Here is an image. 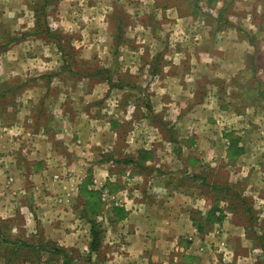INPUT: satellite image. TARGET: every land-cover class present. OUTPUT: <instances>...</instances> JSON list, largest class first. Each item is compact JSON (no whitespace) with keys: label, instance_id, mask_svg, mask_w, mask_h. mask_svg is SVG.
Returning a JSON list of instances; mask_svg holds the SVG:
<instances>
[{"label":"rangeland","instance_id":"obj_1","mask_svg":"<svg viewBox=\"0 0 264 264\" xmlns=\"http://www.w3.org/2000/svg\"><path fill=\"white\" fill-rule=\"evenodd\" d=\"M258 3L257 13L253 7ZM246 14L256 17L254 24ZM94 48L100 57H94ZM199 54L213 57L206 62ZM2 65L9 69L0 71V110L14 107L15 94L31 95L30 103H43L41 110L61 109L71 128L87 125L85 144L93 117H99L106 134L112 135L111 122L118 124L117 138L110 136L114 150L107 149L102 161L117 177V188L129 185L130 179L117 171L126 170L122 161L129 160V150L136 154L138 143L152 151L160 145L167 156L181 154L186 167H196L192 159L197 160L199 179L191 178L193 167L183 170L179 187L206 199L220 221L209 217L204 222L196 207L188 212L175 199V209L190 224L201 225L199 232L190 228L179 235V243H192L189 254L198 261L190 262L264 264V0H0ZM165 77L169 83H162L165 99L159 106L151 103L154 82ZM16 81L21 88L14 89ZM49 82L56 85L43 87ZM110 82L123 88L118 90L122 97L115 98V88L98 85ZM49 118L54 120V114ZM5 121L6 129L17 124L13 115ZM13 132L0 141L8 148L0 149V264H63L65 259L68 264H126L120 246L127 232L113 239L108 233L122 223L108 217L111 202L102 203L96 218L102 238L91 251L86 200L79 194L72 201L54 198L58 188L49 182L51 172L42 181L21 175L12 165L25 158L23 149L34 142ZM228 141L246 152L238 164L223 158ZM96 190L101 200L104 193L109 198L106 189ZM123 214L122 219L129 218ZM147 222L135 214L130 226L146 227ZM142 233L136 241L137 264L147 258L140 253L144 238L152 246V264H184L174 248L166 244L162 249V238Z\"/></svg>","mask_w":264,"mask_h":264},{"label":"crops","instance_id":"obj_2","mask_svg":"<svg viewBox=\"0 0 264 264\" xmlns=\"http://www.w3.org/2000/svg\"><path fill=\"white\" fill-rule=\"evenodd\" d=\"M259 5L260 3L253 7L257 13L260 7ZM246 15H248L247 20H250L252 17L251 24H254L255 22L253 17H256L254 15ZM252 37L253 36L249 37L246 42H248L249 39H252ZM246 42L243 43V46L245 45V47L248 46ZM95 51L96 50L94 48L93 53H97L93 54L94 57H100V54H98L100 52ZM91 54L92 53L90 52V55ZM229 54H231V52H227V55ZM173 55L178 56L176 52H173ZM199 56L203 59L205 58L204 60L206 62L211 61L210 57H213L207 54H199ZM5 60H7V54H5ZM8 69L9 68L0 66V71L3 73H7ZM14 69L17 71V73L19 72V70L15 67ZM158 72L159 70L157 73ZM174 79H176V77ZM158 81L159 80L154 82V88L156 89V92L151 99V103L155 104L161 103V101H159L160 99H165V97L162 98L165 91V87L162 83H169V79L165 77L163 82ZM11 85L12 84L10 83V86ZM37 85L39 84H36V87ZM54 85H56V83L52 84L49 82L45 83L43 87L48 88L53 87ZM98 85L100 89L110 90L115 88L114 90H117V93L114 94L115 98L122 97L120 94H118V90L120 91L123 89L122 87L116 86L112 82H110L109 85L106 83H99ZM20 86V82H17V84H14L13 87L16 89V87H22ZM95 89H98V86H95ZM14 96V107L10 108L6 106L4 108L2 107L3 109L0 110V112H2L4 115V117L0 119V131L3 134L0 136V141L4 142L7 138L10 139L8 132L14 130L17 137L21 138L22 140L24 139L26 141L30 140L34 142L33 145L29 146L25 150L23 149L26 155L24 156L25 158H22L20 162L17 161L15 165H12L19 173H22L21 175L30 174L29 178L38 177V179L42 181L45 177V174L51 172L49 182L51 186L58 188V192L56 193L58 196H55L54 198L60 197L64 198L66 201L70 197L72 201L76 196H78V194L79 197H83L85 199V197L82 195L84 188L88 191H93L97 194L98 200L101 203L100 211L102 210V207H104L102 204L103 202H111L109 203V205H111V210L108 213V217H110L113 221L118 222L113 216V208L121 209L125 213V216L129 218L121 219L120 221L122 223L119 224L118 228L115 231H112V233H108L111 235V239H113L117 232L120 233L124 230L127 232V241L123 246H120V250L123 251V255L127 257V260L126 258L125 260H122L123 263L137 264L138 259L136 258L139 256L135 253L137 248L136 241L141 238L142 235H144L142 232H146L148 235L160 237L164 240V243L162 244L163 250L169 246L174 248V251H178L180 256H182V258L179 260L180 263L196 264L198 260H196L193 254H189L192 249V243L190 245L188 243H179V235H181V233L184 231L188 232L190 228L194 229V231L198 230L199 232L201 230V225L193 223L190 224V219L181 214L178 208L175 209V199L180 198L185 203V206L181 207H185L188 212L196 207V209L201 212L204 222H207V218L209 217L213 218L211 214L214 213L215 215L216 210L213 211L212 207L210 208V206H208L206 199H202V197L197 198L195 194H192L193 191L189 192L192 194L191 195L187 190L180 189L179 184L181 183V172L183 170L186 171L187 169L192 168L193 166L191 163H189V166L187 167L184 166L185 162L181 154H171L167 156V153H164L166 149L164 150L160 145L155 146L154 148L156 149L152 151L148 148H145V144L138 143V146H135L137 148L136 154H134V156L129 155L134 149L131 150V152L129 150L127 152V157L129 160L127 159L124 162L122 161L123 164H126V170L124 171L119 168L120 170L117 171L122 173V176L126 175L131 182L129 181V185L124 186L123 188L122 185L117 188L119 183L116 182L118 180L117 177L113 179L115 174L113 172H109L107 167H103L102 161L105 159V152H107V149L111 150L113 148L112 151L114 150V144L112 142L113 140L110 138V136L117 138L118 135L114 130L116 129V126L118 127V124L111 122V125L113 126V128H110L112 135L109 134V132L106 134L104 132V127H102L101 123H99L101 121L99 117L95 119L93 117L90 119L89 124L92 126L93 131L90 132L89 144H85L84 138H86L89 132V127L87 125L82 124L79 128H71L67 119L68 117L66 118V116H64V114L60 111L61 109L56 113L49 112V110L45 108L44 109L46 111H44L41 110V105L43 103H40L38 107L37 104H33L34 102L30 103L32 102V99H34V97H31V95L24 96L23 94H15ZM96 102L97 100L95 103ZM151 103L149 104L150 107ZM160 105L161 104H159V106ZM44 107L47 106L44 104ZM152 109L154 111L153 115H157L158 111H155L154 108ZM49 113L54 114V120L53 118L47 119V115L49 116ZM173 113H175V111H173ZM12 115L14 116L17 124L15 127L13 126L6 129L5 120L7 118H12ZM175 117H177L176 114ZM81 122L83 123V120ZM51 129H53L54 132H52ZM15 132H13V134ZM107 136L109 137L107 138ZM92 138L93 141L90 142ZM17 140L18 138L15 139V141ZM106 140H108V143L105 142ZM115 140L116 139L114 138V143ZM72 147H74V149H72ZM234 148L236 149L235 152H237V155L229 154V151H231V149L233 150ZM0 149L8 148L6 145H2V143H0ZM162 149L164 151H162ZM222 149L224 152L223 158L228 159V164H238L239 162H236V159L238 158L237 160H239L240 156L242 157L246 153L243 146H238V144L236 146H232L229 141L226 146L222 147ZM17 151L18 150H16V152ZM90 152H92V156ZM141 154H145V156H141ZM91 161L93 163H91ZM192 161L197 166L192 168V174L190 175H192V179L197 180L199 179L198 175L200 166L198 165L196 159H192ZM149 166L153 167L151 168ZM145 170H149V174L146 175L144 173ZM186 173L189 175L188 172ZM183 177H186V175H183ZM9 180L10 182L13 181L12 178H9ZM6 182V187H10L8 186L10 183H8V181ZM97 187H100V189H106L109 198H106V200L102 201L100 199L99 192L96 190ZM34 189L37 190V188ZM74 190L75 194H73ZM31 193L32 192H30L29 197L31 196ZM157 193L162 194L157 197ZM16 194L17 192L12 191V195ZM17 196H19V193ZM33 197L34 194L32 193L31 201H33ZM128 212H131V214H128ZM100 213L102 212H99V214ZM135 214L141 216V218L145 219V221L146 219H149L151 222H147L148 225L146 227H143V225L139 227V224L130 226L131 218H134ZM144 239V243L142 246H140V253L146 255L147 258H141V261L143 264H152L153 258L150 259V254H148L152 249V246L148 239ZM183 257L186 258L183 259ZM188 258L193 260L195 259L196 262H190ZM185 259H187L189 262L184 261Z\"/></svg>","mask_w":264,"mask_h":264},{"label":"trees","instance_id":"obj_3","mask_svg":"<svg viewBox=\"0 0 264 264\" xmlns=\"http://www.w3.org/2000/svg\"><path fill=\"white\" fill-rule=\"evenodd\" d=\"M230 144L232 146H236V143L234 142H230ZM235 148L231 151H229V154H233V155H237V152H235ZM232 152V153H231ZM228 154V155H229ZM145 159V158H144ZM82 195L85 197V206H87L88 209L91 210V220L89 222L90 224V231H89V234H90V247L89 249L91 251H96L97 250V247L100 246V241H101V238H102V229L100 227V224L98 223L97 221V217H98V214L100 212V208H101V203L99 202L98 200V197H97V194L93 191H88L87 189H83V192H82ZM123 211L121 209H118V208H113V216L117 219V220H121L123 218ZM220 214V213H219ZM214 218V213L211 214ZM220 216H217L215 217V220L216 221H220ZM27 244H22L21 246H26ZM28 248H30L31 250H35L37 248H34L32 246H26ZM42 247H38V250L41 249ZM56 252L58 253L59 251L56 250ZM59 254L61 255V257H63L62 259H64L66 257V255L64 254V252H59ZM65 261H67L65 259ZM63 260V264H68L67 263H64L65 262ZM10 263L8 260H6V264Z\"/></svg>","mask_w":264,"mask_h":264},{"label":"built area","instance_id":"obj_4","mask_svg":"<svg viewBox=\"0 0 264 264\" xmlns=\"http://www.w3.org/2000/svg\"><path fill=\"white\" fill-rule=\"evenodd\" d=\"M106 197H107V195L104 193V194L102 195V200H103V201L106 200Z\"/></svg>","mask_w":264,"mask_h":264}]
</instances>
